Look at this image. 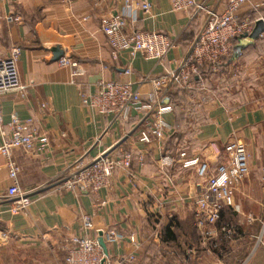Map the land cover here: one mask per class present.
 Masks as SVG:
<instances>
[{
	"label": "crops",
	"instance_id": "crops-1",
	"mask_svg": "<svg viewBox=\"0 0 264 264\" xmlns=\"http://www.w3.org/2000/svg\"><path fill=\"white\" fill-rule=\"evenodd\" d=\"M196 1L221 12L227 0ZM149 2V12L137 10L125 31L168 36L175 47L163 66L140 54L112 51L100 22L120 8L118 0L0 3V59L12 47L20 49L16 67L26 87L25 96L0 97L3 125L16 118L27 131L48 138L43 155L33 149L11 153L19 186L39 188L24 215L7 212V163L0 155V264H63L70 240L83 235V215L92 222L88 237L98 239L107 229L119 235L106 244L109 264H227L217 258L219 240L200 235L194 201L203 184L195 173L197 164L205 163L210 171L225 164L224 147L230 141L244 146L248 174L226 207L236 209L241 232L249 239L233 241L239 250L231 252H246L235 264L249 255L251 236L264 221V31L253 42L241 37L222 74L200 81L192 96L164 115L170 133L147 146L137 142L140 116L133 111L126 123H119L82 104L81 95L92 93L99 81L130 82L146 99L153 87L142 79L161 76L186 53L199 20L191 12H171L169 0ZM249 10L243 7L240 16ZM53 47L63 51L55 62ZM62 57L83 72L73 83L71 69L59 65ZM170 94L162 102L172 106ZM109 147L130 152L132 162L128 170L114 172L108 189L94 195L53 189L55 178L71 164L88 162ZM165 154L173 161L169 167L161 166ZM247 216L254 221L247 222ZM249 264H264V258L256 253Z\"/></svg>",
	"mask_w": 264,
	"mask_h": 264
},
{
	"label": "built area",
	"instance_id": "built-area-1",
	"mask_svg": "<svg viewBox=\"0 0 264 264\" xmlns=\"http://www.w3.org/2000/svg\"><path fill=\"white\" fill-rule=\"evenodd\" d=\"M14 0H0V3H10ZM227 0L221 12L209 7L205 1L196 0H169L170 11L191 12L192 18L199 20V27L186 53L171 70H163L159 77L146 76L142 82H149L153 87L150 97L143 99L141 93L132 88L130 82L99 81L94 91L82 94V104L93 112L112 116L119 123H126L133 111L140 116L137 142L149 145L153 139H160L170 133V126L164 120V115L171 113L173 107L162 102L168 93L175 89L194 91V77L197 67L209 65L212 73H217L221 61L231 56L232 41L238 37L249 35L255 24L264 17L258 16L254 20L240 19V10L248 6L257 11L264 7V0ZM120 8L101 19L100 29L106 37L107 43L113 52H126L131 57L140 54L147 60L155 61L163 66L167 55L175 47L174 42L166 35L157 32L132 31L125 28L129 19L139 10L145 14L151 9L149 0H118ZM12 21L11 17H7ZM20 56V49L12 47L6 57L0 59V97L12 93L25 96L26 87L19 82L16 63ZM59 65L71 69V81L82 75L78 64L68 57H62ZM129 69L125 74H130ZM48 143L47 135L37 131H27L23 123L12 118L3 125L0 108V155L6 158L7 177L9 184L6 188L5 199L8 203L7 212L12 215H24L32 203V195L37 194L39 188L24 190L19 186V168L11 159L15 149L24 151L35 150L39 155L45 152ZM227 162L218 165L210 171L205 163H198L196 176L202 181L199 194L194 204L196 207V227L203 238L215 236V228L220 213L226 206H231V200L237 185L248 174L247 153L243 145L230 141L224 147ZM184 153L181 154V157ZM132 154L119 151L116 147H109L90 158L88 162L76 161L53 181V189L64 192H80L94 195L111 186L112 177L117 170H128L131 166ZM161 166L169 167L173 161L164 155ZM264 174V169L262 170ZM264 180V176L262 177ZM236 211V209H234ZM252 223V216L246 217ZM82 236H74L67 248L64 264H109L108 255L105 256L97 239L87 236L92 230L91 218L83 215L80 218ZM213 228V230H211ZM232 235L231 230L225 227L220 234ZM102 238L105 244H113L119 235L113 229H107ZM252 247L249 255L238 264H249L257 251L264 250V221L259 231L251 236ZM132 257H130L131 259Z\"/></svg>",
	"mask_w": 264,
	"mask_h": 264
},
{
	"label": "trees",
	"instance_id": "trees-1",
	"mask_svg": "<svg viewBox=\"0 0 264 264\" xmlns=\"http://www.w3.org/2000/svg\"><path fill=\"white\" fill-rule=\"evenodd\" d=\"M260 14H264V8H260L257 11L249 10L244 15H241L240 19L248 18L252 21V20L256 19L258 16H260ZM240 38L241 37H238L232 41L233 49L235 46L238 45L237 43H238ZM232 54H233V52H232ZM232 54L230 57L222 59L221 67H220L219 71L222 70L223 64H225L226 62L231 60ZM217 73H212L209 65L198 66L197 67V75L194 77L195 88H197V85L199 84L200 81L211 78L213 75H217ZM193 93H194V91L189 92L187 90L175 89L174 91L171 92L172 95L170 94V97H169L170 103L172 104V107L176 108L177 105L179 103H181L182 100H184L186 97L192 96ZM234 216H235L234 212L230 208L225 207L220 213V218H219L218 223H217L219 225L218 228L220 226H225L223 224H226L227 222H230L231 220H233Z\"/></svg>",
	"mask_w": 264,
	"mask_h": 264
},
{
	"label": "rangeland",
	"instance_id": "rangeland-1",
	"mask_svg": "<svg viewBox=\"0 0 264 264\" xmlns=\"http://www.w3.org/2000/svg\"><path fill=\"white\" fill-rule=\"evenodd\" d=\"M260 16L264 17V14H260ZM221 74H222V71H219L217 73V75H221ZM217 75H213L212 78L214 76H217ZM208 91H209L208 88H207L206 91H204L206 95H208L207 94ZM190 100H192V99H190ZM203 100L206 101L207 99L204 98ZM182 104L183 103L181 102V105ZM247 158H248V156H247ZM233 212L235 214L234 219L231 220L230 222H227L226 224H223L225 226H220L219 228H218L219 225L217 224V228H215L216 230H215V232L213 234L215 236H211V237H214L215 239L219 240V244L217 246L218 247L217 248V253H216L217 258L221 262L227 263V264H235L237 262V260H239V257H241V254H243L241 252H236L235 254H234V252H231V250H239L238 247L232 246L233 241H235V240H237L239 238H242V239L245 238V235L241 232L242 230L240 229V224L238 223V218L239 217H237V216H239V214H238L237 211H233ZM222 227H225L226 229L229 228L231 230V232H232V235L224 236L222 233L220 234V229ZM211 230H213V228H211ZM245 240H246L245 243L249 242L248 238H245ZM228 243H231V246ZM245 254H246V252H244L242 258L245 256ZM258 254L261 256V258H264V250L257 251V255ZM64 259H65V256H64ZM64 259H63V264H64Z\"/></svg>",
	"mask_w": 264,
	"mask_h": 264
},
{
	"label": "water",
	"instance_id": "water-1",
	"mask_svg": "<svg viewBox=\"0 0 264 264\" xmlns=\"http://www.w3.org/2000/svg\"><path fill=\"white\" fill-rule=\"evenodd\" d=\"M264 31V24L262 21H258L252 32L249 34V35H244L242 36V39L245 40V42L249 43V42H253L255 39H257V37ZM51 52L53 54V58H52V61H57L62 55H63V51L59 48V47H53L51 49ZM97 242L99 244V246L101 247L102 251H103V254L105 256L108 255L107 253V247H106V244L102 238V235L100 234L98 239H97ZM101 264H104V261L101 262Z\"/></svg>",
	"mask_w": 264,
	"mask_h": 264
}]
</instances>
